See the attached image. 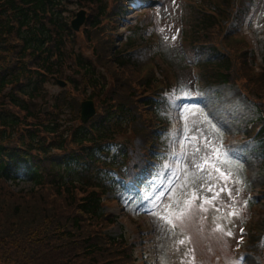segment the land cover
Instances as JSON below:
<instances>
[{
  "label": "trees",
  "instance_id": "trees-1",
  "mask_svg": "<svg viewBox=\"0 0 264 264\" xmlns=\"http://www.w3.org/2000/svg\"><path fill=\"white\" fill-rule=\"evenodd\" d=\"M75 1L91 12L82 31L90 57L77 47L69 0H0V264L137 263L133 245L106 232L114 216L103 211V195L137 178L148 160L153 108L143 106L154 100L144 96L153 82L141 79L145 48L122 54L141 40L132 32L114 46L115 29L102 19L119 6L108 12L106 0ZM200 2L210 12L191 7L186 44L195 59L203 57L197 64L204 86L236 83L255 105L259 116L247 136L264 171V56L257 74L238 30L221 25L241 20L253 0ZM53 75L68 84L44 113ZM83 99L94 100L97 111L85 124ZM16 180L31 190L13 191ZM263 236L264 217L253 252H264Z\"/></svg>",
  "mask_w": 264,
  "mask_h": 264
},
{
  "label": "rangeland",
  "instance_id": "rangeland-1",
  "mask_svg": "<svg viewBox=\"0 0 264 264\" xmlns=\"http://www.w3.org/2000/svg\"><path fill=\"white\" fill-rule=\"evenodd\" d=\"M106 1L108 12H111L114 0ZM141 1V5L131 7L123 20L113 26L114 46L124 36L125 29H128L127 33L145 38L152 33L156 50L173 66V78H170V81L173 79L172 93L168 94L167 109L159 112L170 124L164 131H159V160L155 161L147 179L136 188H116L112 190L114 193L107 194L109 202L104 211L115 214L117 218L109 233L134 240L139 262L143 264H235L236 248L244 251L245 245L238 241L243 236L239 233L240 228L249 230L258 218L257 207L264 209L259 195L264 175L249 154L254 142L244 138L243 134L244 125L256 118V109L244 99L236 85L200 87L204 83L195 75L197 69L190 66L182 49L185 48L193 57L191 43L184 46L181 43L182 34L187 38L192 22L187 0ZM66 6L74 13L80 8L75 0H69ZM90 16L91 12L86 10L84 25L88 24ZM84 25L75 32L79 35L77 47L90 57L83 40ZM246 27L252 32L249 37L260 64L264 55V0ZM102 29L104 34L108 31L104 27ZM67 84L59 86L53 79L46 83L49 100L43 102L47 107L45 113L50 110L52 97L64 90ZM193 136L196 139H192ZM118 140L122 141L123 137H118ZM213 147L224 154L214 161L221 171L204 165L203 157ZM198 164L204 165L203 168L197 167ZM169 168L176 171H170L167 178H159ZM221 172L230 174V178L225 181ZM30 186L25 180H18L12 189L25 192L31 190ZM209 187L214 191H209ZM222 188L225 190L221 191ZM228 190H231V195ZM216 192L219 193L218 199L211 204L204 203L206 198L211 200ZM194 193L197 198L193 200ZM250 199L256 202H253V207L249 206ZM188 201H191L190 205ZM233 212L238 215H231ZM161 216L169 217L172 223ZM227 231L233 235H226ZM247 235L248 232L245 239ZM181 240L183 244L179 243ZM243 264H264V257L244 253Z\"/></svg>",
  "mask_w": 264,
  "mask_h": 264
},
{
  "label": "snow or ice",
  "instance_id": "snow-or-ice-1",
  "mask_svg": "<svg viewBox=\"0 0 264 264\" xmlns=\"http://www.w3.org/2000/svg\"><path fill=\"white\" fill-rule=\"evenodd\" d=\"M165 38H166V37H165ZM192 139H196V137L193 136ZM196 151L199 152L200 149L197 148ZM222 155H224V154L220 153L219 149L214 148V147L211 148L210 153L207 154L205 157H203L204 165H207V166H209L210 168L215 169L216 171H221L219 168H216V165H215L214 161H215L216 159H219ZM225 162H229V161H225ZM204 165H199V164H198L197 167H199V168H203ZM221 175L224 177L225 181H227V179L230 178V174H226V173H224V172H221ZM208 190H209V191H214V189H213L212 187H209ZM224 190H225V188H222V189H221V191H224ZM228 194L231 195V190H228ZM196 198H197V196H196V194L194 193L192 199L194 200V199H196ZM218 198H219V193L216 192V193H214V196L212 197L211 200H209V199L206 198L205 201H204V203H206V204H211L215 199H218ZM188 204L190 205V204H191V201H188ZM180 215L182 216L183 213H180ZM231 215H238V213L233 212V213H231ZM161 218L167 220L169 223H172V220H171L169 217L161 216ZM218 227H219V226H218ZM241 231H243V230L241 229ZM226 235H228V236H232L233 233H232L231 231H227V232H226ZM179 243L183 244L184 241L181 240ZM235 264H243V257H241L239 261H236Z\"/></svg>",
  "mask_w": 264,
  "mask_h": 264
},
{
  "label": "water",
  "instance_id": "water-1",
  "mask_svg": "<svg viewBox=\"0 0 264 264\" xmlns=\"http://www.w3.org/2000/svg\"><path fill=\"white\" fill-rule=\"evenodd\" d=\"M84 19V11H80L77 13L76 18H74L71 22L73 28L75 30L79 29V26L83 23ZM57 83L63 86L65 83L61 80H57ZM95 113V108L93 106V102L90 100L83 101L81 103V122L88 121Z\"/></svg>",
  "mask_w": 264,
  "mask_h": 264
}]
</instances>
